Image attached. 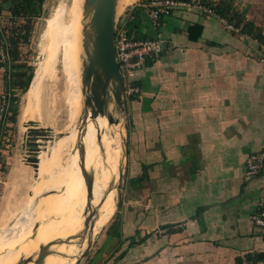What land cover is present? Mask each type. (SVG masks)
<instances>
[{
    "label": "crops",
    "instance_id": "1",
    "mask_svg": "<svg viewBox=\"0 0 264 264\" xmlns=\"http://www.w3.org/2000/svg\"><path fill=\"white\" fill-rule=\"evenodd\" d=\"M137 8L121 21L144 39L153 29L142 9L131 24ZM24 23L0 13V109L19 77L8 34ZM161 35L167 50L127 80L140 92L127 101L125 185L82 264H241L244 254L264 264L253 220L264 200V52L194 8L173 9ZM252 155L263 166L249 179ZM18 239L7 243L17 249Z\"/></svg>",
    "mask_w": 264,
    "mask_h": 264
},
{
    "label": "rangeland",
    "instance_id": "2",
    "mask_svg": "<svg viewBox=\"0 0 264 264\" xmlns=\"http://www.w3.org/2000/svg\"><path fill=\"white\" fill-rule=\"evenodd\" d=\"M146 1L149 0H131L117 16V27L131 8ZM186 1L222 6L228 24L248 36L249 45H254L253 52H264V0ZM71 6L72 0H45L41 15L21 24L27 39L20 45L18 76L23 74L24 77H16L15 96H9L11 116L7 115L6 124L11 126L5 127L0 144V248L12 237L20 239L17 249H14V242L7 243L6 253L0 255V264H37L41 254L55 246L49 262L43 259L42 264H82L89 246L98 239L115 212L118 187L125 185V164L119 163L117 153L122 146L125 148L126 110L130 99L126 100L123 95L124 105L119 107L113 97L110 98L105 115L97 116L94 122L90 120L92 111L85 103L84 94L73 107L64 99V93L65 96L76 95L68 91L70 87L75 88L64 37ZM92 13L93 9H89L84 23L88 36L93 35L90 30ZM153 33L151 31L149 38ZM83 52V61L88 63L85 49ZM50 70L54 77L45 80L37 100L29 108L44 133L32 136L30 131L34 127L30 122L26 126H21L20 122L29 89L26 86L31 75V80H38ZM123 80L126 85L127 81ZM77 159L81 163H76ZM77 165L87 176L93 175L92 197L88 196V187L85 192L77 188L73 194ZM32 196L36 203H41L35 211L31 206ZM45 198L47 200L43 201ZM91 200L97 201L98 206L90 204ZM34 226L43 228L27 243V235ZM58 229L69 234L65 241L51 238ZM39 246L43 247L41 252ZM11 253L19 257L12 259Z\"/></svg>",
    "mask_w": 264,
    "mask_h": 264
},
{
    "label": "built area",
    "instance_id": "3",
    "mask_svg": "<svg viewBox=\"0 0 264 264\" xmlns=\"http://www.w3.org/2000/svg\"><path fill=\"white\" fill-rule=\"evenodd\" d=\"M139 7L145 12L154 33L151 38L133 39L130 37L127 29L124 28V23L121 21L118 24L115 37L116 60L122 77L126 81L135 71L143 69L147 63L155 61L167 50V42L162 38L159 31L162 27L163 18L169 16L173 9H199L209 17L215 18L221 25L228 29L233 31L237 30H235L233 25L228 24L226 18L218 14L215 8L208 6L206 3L202 4L201 1L191 4L186 0H149L139 4ZM139 92L138 87H135L133 84H126L124 98L129 100L139 94ZM10 110L9 95L4 94L0 109V144L5 133V127L11 126L9 123L6 124V117L10 114ZM247 164V178L257 177L263 166V155H252L248 159ZM253 220L264 234V200L261 205V210L253 217ZM241 264H252L247 254L242 255Z\"/></svg>",
    "mask_w": 264,
    "mask_h": 264
},
{
    "label": "water",
    "instance_id": "4",
    "mask_svg": "<svg viewBox=\"0 0 264 264\" xmlns=\"http://www.w3.org/2000/svg\"><path fill=\"white\" fill-rule=\"evenodd\" d=\"M86 5L88 9H93L90 23L93 35L87 37L84 45L88 63H84L83 85L85 89L83 94L93 117H97L105 115L107 101L112 97L119 107H123L125 85L116 60V0H87ZM31 77L26 89L29 87ZM111 83L115 84L114 90L110 88ZM110 122H112L111 119ZM29 125L34 127L30 131L32 136H41L44 133V129L39 128L35 122H30ZM92 176L86 175L89 197L93 196L94 178ZM91 246L84 257L89 253ZM47 252L41 254L37 264H42Z\"/></svg>",
    "mask_w": 264,
    "mask_h": 264
},
{
    "label": "bare ground",
    "instance_id": "5",
    "mask_svg": "<svg viewBox=\"0 0 264 264\" xmlns=\"http://www.w3.org/2000/svg\"><path fill=\"white\" fill-rule=\"evenodd\" d=\"M86 1L87 0H72V6L69 8V10L67 12L68 25L66 27V31H65L64 37H66V44L65 45H66L67 57L70 60L71 65H72V70H73L72 71V74H73L72 78H73V81H74V88L76 89L75 90V89H72L70 87L68 89V91H71V93H74L76 95L65 96V93L63 95H64L65 102H67L68 104H69V102H71L72 107H73V105H77V101L82 97L84 89H85V87L83 85V73H84V61H83L84 52H83V49H85L84 45H85V42L87 41V37L86 36H88V35H85V30H84V27H85L84 25L85 24L84 23L86 21L87 15L89 13V9H88V7L86 5ZM130 1L131 0H116V18H117V16L120 13H122L124 11V9L128 6V3ZM90 30H91V32H93V29H91V26H90ZM52 68H53V70H55V67L52 66ZM53 77H54V74L52 73V70H50V71H45V74H44V76L42 78H40L38 80H35V79L31 80V82L29 84V87H28L29 89L27 91L25 104H24V107H23V113H22V116L20 118L21 126H24V125L26 126V124L28 122H31V121H34L38 125V122H36L33 119L32 112L30 111L29 108L31 106H33L34 103H35V100H37V93H39L40 89L44 86L45 80L48 79V78H53ZM114 86H115V84L111 83V87L113 89H114ZM54 96L55 95H53V97ZM40 102H41V99H40V101L38 103V112H39ZM90 120L92 122H94L96 120V117H93V115H91ZM117 158H118L120 164L124 163L125 155H124L123 148H120L118 150ZM76 163H81V162L77 159ZM78 167L80 168V166H78ZM108 173L110 174V175L108 174V176L111 177L112 175H111L110 170H109ZM22 175H24V174H22ZM86 175H87V173H85L83 176L81 174L79 176H75V177H77V179H76V187L77 188H85V189H87L88 182H87ZM24 180H25V178H24ZM20 183H21V181H20ZM85 194L87 195V192ZM35 196L34 197L32 196V198L34 200L32 199L33 203H31L33 211H35L39 207V205L41 204V203L40 204L36 203ZM45 200H47V198H45L43 201H45ZM43 201H42V203H43ZM95 203L97 204L98 202L97 201L94 202L93 200L90 201V204H95ZM31 206H30V210H31ZM95 206H98V204L95 205ZM42 228H43V226H38L33 231L28 233L27 241L29 242L32 239H34L35 237H37L40 234V230ZM66 237H69V234L66 231L58 229V230H56V232L53 234V236L51 238H55L57 240L61 239L62 241H65ZM61 240H59V241L62 242ZM41 245H43V244H40V246ZM40 246L38 248L39 252H41L40 250L43 248L42 247L40 249ZM45 251H47V250H45ZM54 251H55V247L54 248L52 247L51 250H49L47 252V255L45 256L44 259L48 260V262H49V259H50L51 255L54 253Z\"/></svg>",
    "mask_w": 264,
    "mask_h": 264
},
{
    "label": "trees",
    "instance_id": "6",
    "mask_svg": "<svg viewBox=\"0 0 264 264\" xmlns=\"http://www.w3.org/2000/svg\"><path fill=\"white\" fill-rule=\"evenodd\" d=\"M44 3H45V0H1L0 13L2 11H8L13 17V20H24V22H29L33 18L39 17L41 15ZM207 5L215 8L218 14L226 18L225 17L226 15H224L223 13L224 10L222 9V6L216 5L215 3H207ZM140 10L141 9L139 8L134 10L136 11V15L134 16L135 21H133L131 24L136 22V23H139L140 25V22L142 21ZM213 19L216 20L215 18ZM136 23H134L135 26L137 25ZM131 24L129 25L130 27H131ZM161 29L159 33H161ZM132 30L134 31L135 28H132ZM23 32H24L23 28L19 27L17 29H13L8 34L9 49H7L8 50L7 53H8V58H10L13 62H16V61L20 62L19 47L24 42V40L27 39V36L23 35ZM131 32L132 31L128 32L130 36H131ZM150 36L146 38H149ZM5 45H6V40H5ZM19 77H24V75L23 74L21 76L19 75Z\"/></svg>",
    "mask_w": 264,
    "mask_h": 264
}]
</instances>
